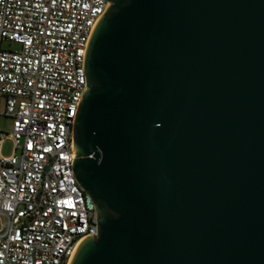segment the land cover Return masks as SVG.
Here are the masks:
<instances>
[{
	"label": "water",
	"instance_id": "obj_1",
	"mask_svg": "<svg viewBox=\"0 0 264 264\" xmlns=\"http://www.w3.org/2000/svg\"><path fill=\"white\" fill-rule=\"evenodd\" d=\"M72 170L97 235L67 264H264V0H105Z\"/></svg>",
	"mask_w": 264,
	"mask_h": 264
},
{
	"label": "built area",
	"instance_id": "obj_2",
	"mask_svg": "<svg viewBox=\"0 0 264 264\" xmlns=\"http://www.w3.org/2000/svg\"><path fill=\"white\" fill-rule=\"evenodd\" d=\"M107 5L0 0V115L11 117L13 141L0 154V264H67L79 240L97 235L72 170V128L85 44Z\"/></svg>",
	"mask_w": 264,
	"mask_h": 264
},
{
	"label": "rangeland",
	"instance_id": "obj_3",
	"mask_svg": "<svg viewBox=\"0 0 264 264\" xmlns=\"http://www.w3.org/2000/svg\"><path fill=\"white\" fill-rule=\"evenodd\" d=\"M4 47L8 46L7 42L3 43ZM12 49H18L19 46L11 44ZM12 119L9 116L0 115V137H4L0 154L10 156L13 153V141L8 137L11 132Z\"/></svg>",
	"mask_w": 264,
	"mask_h": 264
}]
</instances>
